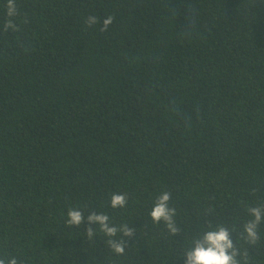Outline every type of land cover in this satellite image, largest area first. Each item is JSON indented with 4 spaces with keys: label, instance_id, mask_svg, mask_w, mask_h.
<instances>
[{
    "label": "trees",
    "instance_id": "trees-1",
    "mask_svg": "<svg viewBox=\"0 0 264 264\" xmlns=\"http://www.w3.org/2000/svg\"><path fill=\"white\" fill-rule=\"evenodd\" d=\"M14 3L9 17L0 0V258L184 264L223 225L264 264V222L255 245L242 234L264 206V0ZM163 191L175 235L150 217ZM71 207L128 224L125 253L67 225Z\"/></svg>",
    "mask_w": 264,
    "mask_h": 264
},
{
    "label": "clouds",
    "instance_id": "clouds-1",
    "mask_svg": "<svg viewBox=\"0 0 264 264\" xmlns=\"http://www.w3.org/2000/svg\"><path fill=\"white\" fill-rule=\"evenodd\" d=\"M16 5L14 0H8L7 14L12 17L16 14ZM112 17L108 16L103 20V27L101 31L107 29L112 23ZM98 18L95 15L87 17L86 23L89 27L97 24ZM16 26L9 20L5 24V29L15 28ZM170 193L167 191L161 192L156 198L154 206L150 211V217L154 223L163 221L168 231L175 235L180 229L176 225L174 220L175 209L169 207ZM127 204L126 193L110 194V206L112 208H122ZM86 209L83 207H71L67 211L66 224L69 226H80L85 221L89 225L96 224L99 226V230L108 237L107 246L112 252L117 255H123L125 253V241L124 239H116L117 233H121L122 236H131L133 230L127 225L118 227L115 224L110 223L109 215L101 212L97 213L95 210L89 211L85 215ZM249 214L254 217L243 225L242 234L244 239L249 245H255L259 240L258 229L260 224L264 222V206H255L248 209ZM232 229L217 225L211 230L205 231L202 235L195 238L192 241V246L182 255L184 257V264H249L248 251H241L238 247V241L234 242L232 238ZM97 229L89 226L86 230L88 238L91 240L96 234ZM0 264H18L15 257L0 258Z\"/></svg>",
    "mask_w": 264,
    "mask_h": 264
}]
</instances>
